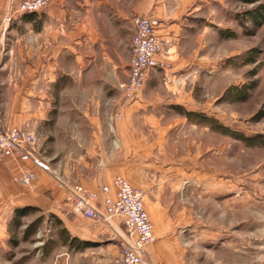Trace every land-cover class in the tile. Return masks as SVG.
Here are the masks:
<instances>
[{"label": "rangeland", "instance_id": "obj_1", "mask_svg": "<svg viewBox=\"0 0 264 264\" xmlns=\"http://www.w3.org/2000/svg\"><path fill=\"white\" fill-rule=\"evenodd\" d=\"M211 2L213 6H221L220 16H215V20L234 37L217 38L215 32L206 37L210 43L205 51L207 61H168L165 41L157 34L159 21L151 14L133 18V36L135 18L149 16L157 21L156 35L164 45L161 59L167 66L152 69L142 92L130 100L126 98L124 86L129 80L132 44L129 66L120 63L116 77H111L105 62L98 63V67L87 63L84 72L78 71L75 63L68 62L69 75L57 79L64 92L52 93L49 80L38 71L44 66L38 48L36 54L27 55V21L18 18L19 39L14 38V59L8 52L0 59L2 127L6 131L17 127L36 135L32 150L37 161L20 162V165L34 164L66 191L77 185L92 190L82 184L70 185L58 173L59 167L58 171L53 169L64 160L65 169H73L68 174L80 178L83 168L74 165L85 161L76 156L82 153L81 146H86L87 142L79 140V136L77 142H67L65 136L62 142H56L55 139L61 137L58 133L67 129L75 133L74 129L81 125L70 121H80L91 112L99 113L101 107L113 106L114 111L106 116L105 129L114 150L119 151L122 144L117 137L116 123L126 121L122 111L125 105L137 102L146 89L150 96L172 100L171 112L167 107L171 101L165 100L161 105L162 119L159 117L147 124L127 122L120 129L125 135L135 132L134 137L140 133L144 136L138 145L141 157L135 160L149 161L152 166L149 174L145 173V167L144 172L140 171L139 165L129 168L114 181L121 177L145 193V205L156 238L151 246H158L161 252L173 249L175 264H264V147H250L174 109L177 105L207 115L246 137H264V13L258 14V22L251 15L260 7L264 12V0ZM42 17V13L38 15L39 19ZM38 18L36 27L41 31L43 20ZM177 64L182 66H175ZM34 67L37 69L35 78L29 75ZM244 87L249 89L247 96L242 92ZM100 112L102 115L107 111L100 109ZM131 116L136 120V114ZM58 118L64 121L56 127L54 123ZM65 151L70 157H61ZM33 173L32 185L40 178ZM20 176L19 170L13 181L15 189L5 182L8 188L0 191V264H57L75 260L76 252L65 248L71 246L70 239L64 234L63 225L50 217L52 212L39 208L41 212L23 218L24 225L18 231L11 230L18 203L13 194L19 192V198L25 194L18 182ZM31 224L34 226L27 229ZM84 226L93 232L94 242H89L92 246L112 245L116 246L113 251H122V243L110 239V227L88 220ZM84 243L74 245L85 247ZM99 251L93 249L88 254ZM161 252L160 261L166 264V255Z\"/></svg>", "mask_w": 264, "mask_h": 264}, {"label": "crops", "instance_id": "obj_2", "mask_svg": "<svg viewBox=\"0 0 264 264\" xmlns=\"http://www.w3.org/2000/svg\"><path fill=\"white\" fill-rule=\"evenodd\" d=\"M20 1L0 0V59L6 56L7 52L11 53L12 59H14V38L19 39L18 26L20 24L16 19L9 27L10 24H7L5 19L14 11ZM220 12L221 6H213L211 0H52L49 7L42 13V19L38 18V15H41L39 13L35 14L33 20L27 22L29 35L27 55L29 53L36 54L38 48L39 55L44 59L43 69L38 71L43 72L49 80L52 86L49 89L52 93L57 90L61 93L64 92L62 83L57 79L69 75L67 72L68 62L75 63L78 71H83L87 63L98 67V63L105 62L110 68L111 77H116L115 71L119 69L120 63L127 66L130 63L133 18L151 14L160 23L157 34L165 41V57L168 61L173 63L207 61L209 57L206 58L205 51L210 43L206 41V37L209 38L213 32L217 38L220 37L218 31L221 24L215 20V16L219 18ZM37 18L43 20L41 31L36 27ZM5 46L10 47L8 51H5ZM175 66L180 67L182 64ZM152 71L150 70L148 75ZM36 73L37 69L34 67L29 75L35 78ZM99 90H101L100 87ZM90 91L92 92V88ZM165 100H167L166 102L171 101L167 105L168 111L171 112L172 100L160 96H150L146 89L137 102L127 104L122 108L126 121L116 123L119 130L117 137L122 144L119 151L114 150L112 139L105 129L108 122L106 116L115 109L112 105V108L101 107L99 113L91 112L80 121H70L76 126L81 125V128L74 129L75 133H72V129L63 130L64 133H58L61 134V137L56 138L55 141L62 142V136H65L67 142H77V136H79V140L87 142L86 146H81L82 153L76 156L78 159L84 158L85 161H78L74 165L80 169L83 168L80 171L83 175L80 178L69 175L68 173H72L73 169L66 170L64 160L57 167L53 166V169L59 170L58 173L63 180L70 185L82 184L92 190L99 189L103 185L113 187L114 179L118 175L125 174L129 168L138 165L140 171L144 172L145 167V173L149 174L151 163L144 162L142 159L140 162L135 160L137 157H141L138 145L144 136L140 133L139 136L134 137L135 132L125 135L120 129H123V125L127 122L131 125L140 123V121L147 124L159 117L162 119L161 105ZM100 109L101 111L106 109L107 112L100 115ZM132 114L137 115V121L133 119ZM61 120L62 118H58L54 125L57 127ZM69 154L65 151L61 157H70ZM143 156L148 158V155ZM21 166L33 170L39 174L40 178L38 183L35 182L28 188L16 183L24 188L25 193L21 198H19V192L13 194L14 198H18L17 208L33 206L57 214L58 220L67 233V238L82 242H94L93 232L84 226L88 219L72 213V207L66 201L67 191L57 184V180L51 179L48 174L41 172L34 164L20 165L14 159L0 163V191L8 188V185L4 186L5 182L10 183L11 187L15 189L13 181H15V176L17 178L19 175ZM38 167L40 168V166ZM87 173L90 174L84 176ZM114 224L116 230L123 232L121 230L124 229V226L120 220L117 219ZM65 248L69 252L73 251L71 253L76 252V259L59 261L57 264H120V261L117 260L119 257L121 259L122 251L120 253L119 250L113 251L112 248H116V246L78 247L76 245ZM93 249L100 251L96 254H88ZM147 251L153 264H165L160 261L158 256L161 252L158 246L150 245ZM161 254L166 255V264H175L173 249L167 248Z\"/></svg>", "mask_w": 264, "mask_h": 264}, {"label": "built area", "instance_id": "obj_3", "mask_svg": "<svg viewBox=\"0 0 264 264\" xmlns=\"http://www.w3.org/2000/svg\"><path fill=\"white\" fill-rule=\"evenodd\" d=\"M52 0H21L14 11L5 19L12 24L26 14L43 13ZM135 33L132 39V60L128 83L124 86L127 99L137 97L143 90L147 74L152 69H165L166 62L161 59L163 42L156 35L157 21L149 16L137 17L134 21ZM37 138L35 133L2 127L0 106V162L14 159L18 163L37 161L33 146ZM18 182L31 186L35 174L21 166ZM114 188V189H113ZM67 202L72 213L98 224L110 227V239L122 243L120 264H153L149 258L148 247L156 240L153 222L145 205V193L132 186L121 177L114 181L113 187L103 185L99 191L88 190L81 185L67 189ZM120 220L124 231L113 228Z\"/></svg>", "mask_w": 264, "mask_h": 264}, {"label": "trees", "instance_id": "obj_4", "mask_svg": "<svg viewBox=\"0 0 264 264\" xmlns=\"http://www.w3.org/2000/svg\"><path fill=\"white\" fill-rule=\"evenodd\" d=\"M262 8L260 7L259 8V11H254V12H251V15H253V20L255 19V22H258L259 20L257 19V16L258 14H260V16H262L261 14H263L264 12H262L261 10ZM35 14H26V15H23L22 16V19L24 21H29V20H33ZM219 33V36L220 37H223V38H232L234 36H232L231 34L227 33L226 30L224 29H219L218 31ZM229 34V35H227ZM248 88V87H247ZM246 87H244L242 89V92L245 96H247L248 92H249V89H247ZM229 93V92H228ZM228 93H227V96H228ZM231 94V92L229 93V95ZM175 110H177L179 113L185 115L187 118H198V120H196L197 122L199 123H206L212 130H215L217 132H220L226 136H229V137H233L237 140H241L243 141L246 145L250 146V147H256V146H259V147H264V137L263 136H257V137H246L244 136L243 134L239 133V132H236V131H233L232 129H230L229 127H223L219 124V122L213 118H210L208 117L207 115H204V114H201V113H195V112H191V111H187L185 108L183 107H180V106H175L174 107ZM52 124V123H51ZM37 212H41V209H39L38 207H31V206H26V207H23V208H17L15 209L14 211V216H13V219L11 221V230L13 231H18L21 227H23L24 223H23V218L24 217H27L28 215L30 214H34V213H37ZM50 217H53V218H56L58 220V216L55 215V214H50ZM59 221V220H58ZM59 223L62 225V223L59 221ZM35 224V223H34ZM34 224H31L27 227V229H30L32 228V226H34ZM64 234L66 235L67 237V233L65 231V229L63 230ZM71 242V246H76L74 245V243L76 242H82V241H79L77 239H72L70 240ZM85 247H89V246H92L91 243L89 242H86L84 243Z\"/></svg>", "mask_w": 264, "mask_h": 264}, {"label": "bare ground", "instance_id": "obj_5", "mask_svg": "<svg viewBox=\"0 0 264 264\" xmlns=\"http://www.w3.org/2000/svg\"><path fill=\"white\" fill-rule=\"evenodd\" d=\"M37 160V159H36Z\"/></svg>", "mask_w": 264, "mask_h": 264}]
</instances>
